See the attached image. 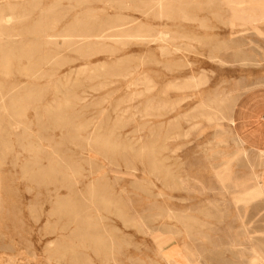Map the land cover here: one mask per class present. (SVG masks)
Here are the masks:
<instances>
[{"label": "rangeland", "instance_id": "obj_1", "mask_svg": "<svg viewBox=\"0 0 264 264\" xmlns=\"http://www.w3.org/2000/svg\"><path fill=\"white\" fill-rule=\"evenodd\" d=\"M171 4L0 0V264H264V19Z\"/></svg>", "mask_w": 264, "mask_h": 264}, {"label": "bare ground", "instance_id": "obj_2", "mask_svg": "<svg viewBox=\"0 0 264 264\" xmlns=\"http://www.w3.org/2000/svg\"><path fill=\"white\" fill-rule=\"evenodd\" d=\"M172 1H175V0H157V4L159 5V9H158V13L159 14H164V12H166V11H170V9L172 8V4H171V2ZM204 1V0H203ZM208 2L209 1H211V0H207ZM230 1V0H229ZM233 2V1H232ZM236 2V1H235ZM176 3V2H175ZM238 3H240V4H244L243 5V9H245V11H246V13L247 14H249V15H256V17H259V18H261V19H264V0H238ZM168 4H171V6H168ZM178 4V3H177ZM6 5V4H5ZM175 5V4H174ZM178 6V5H177ZM239 6V5H238ZM244 6H245V8H244ZM241 7V6H240ZM174 8V7H173ZM231 8H235V7H231ZM239 8V7H238ZM242 8V7H241ZM120 10V9H119ZM231 10V9H230ZM43 11V10H42ZM233 11V10H232ZM234 12H236V11H234ZM241 12V11H240ZM244 12V11H243ZM235 14H237V12L235 13ZM248 17V16H247ZM238 18H240V17H238ZM250 18V17H249ZM248 18V19H249ZM252 18V17H251ZM247 19V20H248ZM260 19V20H261ZM128 20V19H127ZM237 20V19H236ZM240 20V19H239ZM238 20V21H239ZM258 20V19H257ZM259 20V21H260ZM213 21H215V19L213 20ZM241 21V20H240ZM258 21V22H259ZM122 23V22H121ZM250 23V22H249ZM255 23H256V21H255ZM238 24V23H237ZM143 25V24H142ZM232 25V24H231ZM230 26V25H229ZM238 26V25H237ZM110 27V26H109ZM127 29V28H126ZM123 30V29H122ZM124 30H125V28H124ZM140 30V29H139ZM119 32H120V30H119ZM51 33V32H50ZM128 33V32H127ZM121 34V33H120ZM173 34V33H172ZM47 35V34H46ZM97 35H101V34H97ZM111 35H113V34H111ZM132 35H135V34H132ZM131 35V36H132ZM105 36H108V34H105ZM137 36H138V34H137ZM147 36V35H146ZM7 37V36H6ZM69 37V36H68ZM122 37V36H121ZM15 38V37H14ZM50 39V38H49ZM61 39H62V37H61ZM95 39V38H94ZM99 39V38H98ZM104 39V38H103ZM106 39V38H105ZM163 39V38H162ZM80 40V39H79ZM171 41V40H170ZM141 42V41H140ZM176 42H177V40H176ZM105 45V44H104ZM102 46V45H101ZM111 46V45H110ZM106 50V49H105ZM241 51V50H240ZM16 52V51H15ZM109 52H110V50H109ZM45 54V53H44ZM112 54H114V53H112ZM213 56V55H212ZM217 58V57H216ZM240 59V58H239ZM244 59V58H243ZM7 60V59H6ZM120 60V59H119ZM245 60V59H244ZM248 61V60H247ZM6 63H8V60H7V62ZM49 67H51V66H49ZM6 68V67H5ZM81 68V67H80ZM112 68V67H111ZM9 69V68H8ZM82 69V68H81ZM50 70V69H49ZM45 71V70H44ZM85 74V73H84ZM19 75V74H18ZM51 75V74H50ZM133 75V74H132ZM131 75V76H132ZM103 76V75H102ZM116 76V75H115ZM121 76V75H120ZM101 77V76H100ZM148 77V76H147ZM33 78V77H32ZM81 78V77H80ZM200 79V78H199ZM201 80V79H200ZM205 80V79H204ZM143 82H145V81H143ZM140 83V82H139ZM16 84V83H15ZM56 86V85H55ZM204 86V85H203ZM144 87H146V86H144ZM190 88V87H189ZM8 89V88H7ZM66 89V88H65ZM154 90H156V89H154ZM142 91V90H141ZM146 91V90H145ZM152 91H153V89H152ZM151 91V92H152ZM74 93V92H73ZM140 94V93H139ZM143 94V93H142ZM141 94V95H142ZM148 94V93H147ZM36 95V94H35ZM136 95V94H135ZM6 96V95H5ZM29 96V95H28ZM77 96V95H76ZM39 97V96H38ZM37 97V98H38ZM137 97V96H136ZM141 98V97H140ZM226 98V97H225ZM41 99V98H40ZM73 99V98H72ZM214 99V98H213ZM42 100V99H41ZM221 100V99H220ZM224 100V99H223ZM216 101H217V99H216ZM39 102V101H38ZM42 102V101H41ZM242 102V101H241ZM19 103V102H18ZM23 103V102H22ZM168 103H169V101H168ZM176 103V102H175ZM220 103V102H219ZM53 104V103H52ZM159 104V103H158ZM214 104V103H213ZM221 104V103H220ZM5 105V104H4ZM73 105V104H72ZM80 106V105H79ZM141 106V105H140ZM164 106V105H163ZM199 106H200V104H199ZM156 107V106H155ZM62 108V107H61ZM66 108V107H65ZM64 108V109H65ZM166 108V107H165ZM173 108V107H172ZM200 108V107H199ZM220 108V107H219ZM71 109V108H70ZM171 109V108H170ZM194 109V108H193ZM72 110V109H71ZM144 110V109H143ZM66 111V110H65ZM165 111V110H164ZM136 112V111H135ZM209 112V111H208ZM215 112V111H214ZM67 113V112H66ZM73 113V112H72ZM71 113V114H72ZM193 113V112H192ZM59 114V113H58ZM70 114V115H71ZM209 114V113H208ZM207 114V115H208ZM206 115V116H207ZM37 116V115H36ZM77 116V115H76ZM215 116V115H214ZM46 117V116H45ZM193 117H194V115H193ZM50 118V117H49ZM77 118V117H76ZM207 118V117H206ZM213 118V117H212ZM219 118V117H218ZM205 119V118H204ZM209 119V118H208ZM232 119V121H234L233 119L234 118H231ZM230 119V120H231ZM236 119L238 120V118L236 117ZM240 119V118H239ZM70 120H72V119H70ZM215 120H216V118H215ZM218 120V119H217ZM49 121V120H48ZM209 121V120H208ZM60 124V123H59ZM53 126H54V124H53ZM57 126V125H56ZM241 126H242V124H241ZM76 127V126H75ZM239 128V127H238ZM20 130V129H19ZM75 130V129H74ZM74 132V131H73ZM76 135V134H75ZM66 136V135H65ZM69 136V135H68ZM78 136V135H77ZM92 136V135H91ZM73 137V136H72ZM62 138V137H61ZM64 138V137H63ZM62 138V139H63ZM84 138V137H83ZM238 139L241 141V143H243V142H249V138L246 136V134L244 135L243 134V132H239L238 133ZM61 140V139H60ZM64 140V142H65V139H63ZM67 140V139H66ZM70 140V139H69ZM87 140V139H86ZM98 140V139H97ZM101 140V139H100ZM78 141V140H77ZM47 142V141H46ZM82 142V141H81ZM108 143L109 142H104V144H105V146L106 145H108ZM240 143V142H239ZM30 144V143H29ZM90 144V143H89ZM23 145V144H22ZM21 145V146H22ZM111 145H113V144H111ZM110 145V146H111ZM25 146V145H24ZM114 146H116V145H114ZM97 148V147H96ZM253 148L254 149H257V150H259L260 151V155H264V147L263 146H260V145H257V146H253ZM100 151V150H99ZM98 151V152H99ZM256 152V151H255ZM57 154H58V152H56ZM33 154V153H32ZM258 154V153H257ZM104 155V154H103ZM22 156V155H21ZM18 159V158H17ZM31 159V158H30ZM245 159V158H244ZM48 160V159H47ZM57 160V159H56ZM107 161V160H106ZM244 161V160H243ZM70 162V161H69ZM228 163V162H227ZM70 164H72V163H70ZM73 165V164H72ZM6 167V166H5ZM66 167V166H65ZM247 167V166H246ZM78 168V167H77ZM21 169V168H20ZM28 170V169H27ZM70 170V169H69ZM222 170V169H221ZM225 171H226V168L224 169ZM68 171V170H67ZM78 171V170H77ZM81 171V170H80ZM224 172V171H223ZM222 172V173H223ZM38 175V174H37ZM226 175V174H225ZM50 176V175H49ZM76 176V175H75ZM25 177V176H24ZM221 177H222V175H221ZM225 177V176H224ZM253 177V176H252ZM255 177V176H254ZM259 177V176H258ZM47 178V177H46ZM82 178V177H81ZM23 179V178H22ZM253 179V178H252ZM34 180V179H33ZM50 180V179H49ZM74 180V179H73ZM232 180V179H231ZM247 180V179H246ZM257 180V179H256ZM263 180V179H262ZM258 181H260V180H258ZM35 182V181H34ZM226 182V181H225ZM235 182V181H234ZM244 182V181H243ZM247 182V181H246ZM45 183V182H44ZM27 184V183H26ZM235 184V183H234ZM29 185H31V184H29ZM256 185V184H255ZM51 186H52V184H51ZM259 187V186H258ZM255 188H257V187H255ZM37 189V188H36ZM40 189V188H39ZM55 190V189H54ZM53 190V191H54ZM242 190V189H241ZM263 190V189H262ZM100 194V193H99ZM51 198V197H50ZM62 198H64V197H62ZM56 203V202H55ZM95 203V202H94ZM112 203V202H111ZM96 204V203H95ZM34 206V205H33ZM39 206V205H38ZM51 206V205H50ZM54 206V205H53ZM99 206V205H98ZM100 206H101V204H100ZM44 207V206H43ZM43 207H42V209H43ZM57 210V209H56ZM42 211V210H41ZM30 212V211H29ZM63 212V211H62ZM38 213V212H37ZM73 213V212H72ZM29 215H31L30 213H29ZM153 215V214H152ZM33 216V215H32ZM151 216V215H150ZM154 216V215H153ZM40 217V216H39ZM128 218V217H127ZM143 218V217H142ZM87 220H90V218H88ZM92 220V219H91ZM152 220V219H151ZM148 222H150V221H148ZM47 223V222H46ZM92 223V222H91ZM53 224V223H52ZM87 224H90V223H87ZM172 228V227H171ZM157 229V228H156ZM161 229V228H160ZM173 229V228H172ZM78 230V229H77ZM87 230H89L88 228H87ZM86 230V231H87ZM147 230V229H146ZM194 232V231H193ZM83 234V236H84V234L86 235V233H82ZM94 238L96 237V236H93ZM92 238V237H91ZM96 239H97V237H96ZM73 240V239H72ZM96 241V240H95ZM95 241H93L94 243H96ZM55 243V242H54ZM62 243V242H61ZM63 244V243H62ZM61 247V246H60ZM187 250V249H186ZM252 251H254L255 252V250H252ZM75 252V251H74ZM73 252V253H74ZM77 252V251H76ZM61 253V252H60ZM58 256V255H57ZM171 259V258H170ZM253 260V259H252ZM256 260V259H255ZM167 261V260H166ZM178 261V260H177ZM259 261V260H258ZM86 262H89V261H86ZM179 262V261H178ZM253 262H254V260H253ZM264 262V261H263ZM262 262V263H263ZM168 263V262H167ZM197 263V262H196ZM195 263V264H196ZM258 263V262H257ZM89 264H91V263H89ZM252 264V263H251ZM254 264V263H253Z\"/></svg>", "mask_w": 264, "mask_h": 264}, {"label": "crops", "instance_id": "obj_3", "mask_svg": "<svg viewBox=\"0 0 264 264\" xmlns=\"http://www.w3.org/2000/svg\"><path fill=\"white\" fill-rule=\"evenodd\" d=\"M246 136L249 138L250 142L255 141L256 145L264 147V91L260 93V133L255 135L256 138H251V136L247 134Z\"/></svg>", "mask_w": 264, "mask_h": 264}]
</instances>
